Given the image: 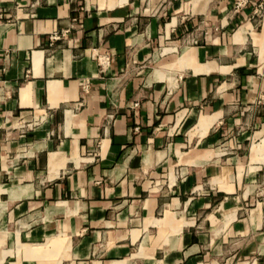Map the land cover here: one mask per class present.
Masks as SVG:
<instances>
[{
	"label": "crops",
	"instance_id": "1",
	"mask_svg": "<svg viewBox=\"0 0 264 264\" xmlns=\"http://www.w3.org/2000/svg\"><path fill=\"white\" fill-rule=\"evenodd\" d=\"M261 1L0 0V264H264Z\"/></svg>",
	"mask_w": 264,
	"mask_h": 264
},
{
	"label": "built area",
	"instance_id": "2",
	"mask_svg": "<svg viewBox=\"0 0 264 264\" xmlns=\"http://www.w3.org/2000/svg\"><path fill=\"white\" fill-rule=\"evenodd\" d=\"M248 3V0H234L233 4V10L235 12H239L242 8H244ZM254 13L256 15L264 14V0H262L260 3L257 4ZM68 34V31L62 32L61 34L53 33L49 36L50 43L57 42L59 40H62L66 37ZM190 42L192 44H197L196 40L191 39ZM98 60L102 66L107 65L108 58L107 57H98ZM84 91H86V87L83 88Z\"/></svg>",
	"mask_w": 264,
	"mask_h": 264
}]
</instances>
